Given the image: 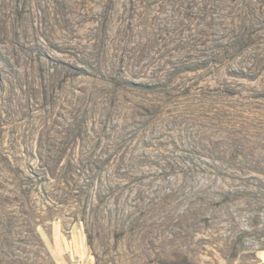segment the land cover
<instances>
[{"label":"rangeland","instance_id":"374dc122","mask_svg":"<svg viewBox=\"0 0 264 264\" xmlns=\"http://www.w3.org/2000/svg\"><path fill=\"white\" fill-rule=\"evenodd\" d=\"M263 251L264 0H0V264Z\"/></svg>","mask_w":264,"mask_h":264},{"label":"bare ground","instance_id":"6f19581e","mask_svg":"<svg viewBox=\"0 0 264 264\" xmlns=\"http://www.w3.org/2000/svg\"><path fill=\"white\" fill-rule=\"evenodd\" d=\"M169 122H166L165 124H168ZM204 125L200 124L199 128L193 129L194 137L196 136V143L199 144L201 147L205 148L208 152L216 156H223L222 154L225 152L223 151V147L229 150V153L233 156L239 157V162H241L243 159L249 158L246 154L247 149H252L257 142L251 141L247 138V136L244 133H238L231 135L228 139L222 142V140L218 139L217 136L213 140H209V138H205L204 136L207 135V132L202 127ZM164 129L160 130V132H163ZM248 145V146H247ZM258 162V158H255L253 161H251L252 165L256 164Z\"/></svg>","mask_w":264,"mask_h":264},{"label":"crops","instance_id":"0c3cea01","mask_svg":"<svg viewBox=\"0 0 264 264\" xmlns=\"http://www.w3.org/2000/svg\"><path fill=\"white\" fill-rule=\"evenodd\" d=\"M63 253L57 252V258L61 264H65V261H62ZM260 262L264 264V251L260 254Z\"/></svg>","mask_w":264,"mask_h":264}]
</instances>
